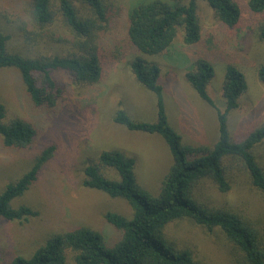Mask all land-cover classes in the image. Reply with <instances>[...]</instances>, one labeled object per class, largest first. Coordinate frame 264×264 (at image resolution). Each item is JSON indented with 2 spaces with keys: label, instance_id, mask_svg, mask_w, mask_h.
<instances>
[{
  "label": "rangeland",
  "instance_id": "rangeland-1",
  "mask_svg": "<svg viewBox=\"0 0 264 264\" xmlns=\"http://www.w3.org/2000/svg\"><path fill=\"white\" fill-rule=\"evenodd\" d=\"M105 1L110 5L112 20L102 45L111 63L99 83L80 85L67 73L60 72L62 98L52 108L36 107L20 72L15 68L0 69V105L6 111L4 122L21 118L37 129L33 144L26 148L7 147L0 136V193L6 184L28 171L45 147L56 146L54 156L43 166L38 179L24 196L13 202L15 207L31 205L39 215L23 221L0 219L2 264L18 256L30 258L55 234L82 227L101 231L108 238V245L120 239V231L106 220L105 214L116 211L131 216L130 204L82 183L85 163L98 160L103 151L119 150L133 157L138 183L152 199L159 196L174 161L167 141L158 133L130 130L115 121L119 110H125L135 120H157V97L137 80L131 67L136 56L161 66L169 122L185 145L212 147L217 142L218 110L226 109L223 83L229 64L236 65L245 74L248 84L240 107L228 116L231 134L239 138L264 123V83L257 75L258 67L264 63V41L256 32L258 25L264 22V14L253 13L248 0H235L241 8V23L236 28L227 27L207 0H198L200 43L186 44L180 31L170 48L157 55L127 53L123 47L129 9L152 0ZM25 4V0H0V28L10 35L9 51L28 57L67 53L68 44L56 43L46 35L34 39V34H28L30 37L26 40L18 28L21 17L26 18V13L23 16ZM29 31H32L30 27ZM55 36L70 38L60 31ZM199 59L209 61L214 67L207 91L216 107L208 104L186 78L187 71ZM258 153L264 165V149ZM232 162L237 177L232 180L229 192H221L212 180L202 179L195 194L209 205H237L240 212L264 228V193L252 185L241 162ZM110 170L106 172L111 177H119ZM165 232L170 241L190 249L201 262L237 264L235 247L219 227L208 230L188 220H179L169 223ZM67 252L68 264H76L74 253Z\"/></svg>",
  "mask_w": 264,
  "mask_h": 264
},
{
  "label": "trees",
  "instance_id": "trees-1",
  "mask_svg": "<svg viewBox=\"0 0 264 264\" xmlns=\"http://www.w3.org/2000/svg\"><path fill=\"white\" fill-rule=\"evenodd\" d=\"M25 1L23 16L26 13V18L21 17L18 28L26 40L33 34L34 39L46 35L56 43L68 44L69 50L65 54L34 57L12 52L7 45L10 35L0 28V69L15 68L20 72L36 107L52 108L62 98L60 72L67 73L80 85L99 83L111 63L102 45L112 20L110 5L105 0ZM197 1L152 0L129 9L125 52L164 54L180 31L186 44H199L201 26ZM207 2L227 27L240 25L241 8L235 0ZM248 6L253 13L264 14V0H248ZM59 31L70 38L55 36ZM256 32L264 41V22L258 25ZM131 67L137 80L157 97V120H135L125 110H119L115 121L130 130L158 133L167 141L174 161L159 196L152 199L138 183L133 157L119 150L103 151L98 160L85 163L82 183L130 204L131 216L116 211L105 214L106 220L120 231V239L108 245V238L101 231L88 227L59 232L37 248L30 258L18 256L6 264H68L69 250L74 253L76 264H206L195 259L190 249L178 247L168 238L167 225L179 220H188L208 230L221 228L235 247L237 264H264V228L240 212L237 205H209L195 194L202 179H210L221 192H229L232 180L237 177L234 160L242 163L252 185L264 193V165L258 159V152L264 149V123L239 138L231 134L228 126L230 112L240 107L248 88L245 74L236 65L227 66L223 83L226 109L218 110L219 138L212 147H204L185 145L182 136L170 124L161 66L136 56ZM214 73L209 61L199 59L187 71L186 78L208 104L216 107L207 91ZM257 75L264 83V63L258 67ZM5 116V107L0 105V136L4 145L30 147L37 135L34 124L21 118L6 123ZM55 150L54 144L45 147L27 172L6 184L0 193V219L23 221L39 215L31 205L15 207L13 202L30 189ZM108 170H114L119 177H111Z\"/></svg>",
  "mask_w": 264,
  "mask_h": 264
}]
</instances>
